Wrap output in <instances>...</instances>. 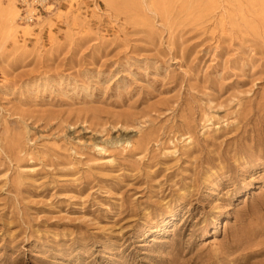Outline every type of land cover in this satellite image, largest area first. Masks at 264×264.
<instances>
[{
    "label": "rangeland",
    "instance_id": "374dc122",
    "mask_svg": "<svg viewBox=\"0 0 264 264\" xmlns=\"http://www.w3.org/2000/svg\"><path fill=\"white\" fill-rule=\"evenodd\" d=\"M0 264H264V0H0Z\"/></svg>",
    "mask_w": 264,
    "mask_h": 264
},
{
    "label": "bare ground",
    "instance_id": "6f19581e",
    "mask_svg": "<svg viewBox=\"0 0 264 264\" xmlns=\"http://www.w3.org/2000/svg\"><path fill=\"white\" fill-rule=\"evenodd\" d=\"M31 18V17H30ZM30 18H28V19H30Z\"/></svg>",
    "mask_w": 264,
    "mask_h": 264
}]
</instances>
